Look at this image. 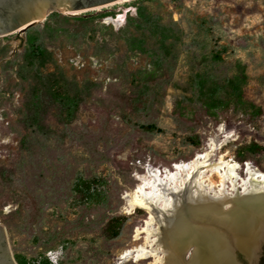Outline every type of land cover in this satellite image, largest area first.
<instances>
[{"label":"rangeland","instance_id":"obj_1","mask_svg":"<svg viewBox=\"0 0 264 264\" xmlns=\"http://www.w3.org/2000/svg\"><path fill=\"white\" fill-rule=\"evenodd\" d=\"M140 8L168 29L164 47L135 31L143 51H129L116 36ZM54 13L30 33L0 36V224L12 255L26 264H157L154 257L121 260L135 246L157 248L170 215L163 207L178 204L173 196L162 201L149 225L146 209L128 212L139 176L207 153L208 162L223 157L241 167L237 189L226 188L234 198L249 190L246 163L264 173V0H117L74 15ZM119 15V26L110 23ZM98 17L91 26L83 22ZM33 36L49 53L45 72L60 73L84 94L70 124L48 115L49 138L23 124ZM197 74L217 82L241 74L243 103L226 101L211 111L195 104ZM139 86L146 88L144 105H131ZM148 124L161 132L139 128ZM90 180L104 182L98 188L108 194L106 205L87 209L77 202L74 187ZM187 187L195 190L191 183L180 190ZM119 216L126 218L119 236L105 239L103 226ZM185 253L188 259L191 249Z\"/></svg>","mask_w":264,"mask_h":264},{"label":"bare ground","instance_id":"obj_2","mask_svg":"<svg viewBox=\"0 0 264 264\" xmlns=\"http://www.w3.org/2000/svg\"><path fill=\"white\" fill-rule=\"evenodd\" d=\"M87 10L63 13L74 15ZM122 20L121 15L109 19L115 26ZM208 156L197 153L190 161L176 162L172 170L156 173L148 170L138 177L141 184L127 195V211L146 209L149 213L147 225L152 224V212L162 201L173 196L178 197V204L163 207L170 215L161 226L157 248L144 243L125 250L121 260L140 262L154 257L160 264H235L236 249H242L249 258L255 256L264 222V173L252 170L246 163L242 170L248 179L243 185H249V190L245 189L243 198H228L226 188L237 189V172L241 167L223 157L208 162ZM185 183L193 184L195 190L192 192L188 187L185 191L180 190ZM217 190L219 195L215 193ZM225 203L232 204L230 210L224 211ZM145 231L149 235L152 233L150 229ZM140 234L137 230L136 239L141 237ZM160 247L161 251H158ZM189 249L191 254L185 259L184 254Z\"/></svg>","mask_w":264,"mask_h":264},{"label":"trees","instance_id":"obj_3","mask_svg":"<svg viewBox=\"0 0 264 264\" xmlns=\"http://www.w3.org/2000/svg\"><path fill=\"white\" fill-rule=\"evenodd\" d=\"M55 16L56 14L52 13L47 20ZM95 20L100 21L101 17L86 19L83 22L91 26ZM130 28L134 31L131 32ZM33 30L35 27H30L25 32L30 33ZM135 31L147 32L148 36L155 39L160 47H164L169 38L168 29L161 25L154 16L147 13L144 8L138 9L136 17L129 18L128 24L116 32V36L124 41L129 51H135V49L143 51L142 41L135 37ZM48 58V50L44 47L40 36L30 37L25 59L31 71L33 88L25 105L23 124L27 129H31L45 138L51 137L52 134L51 129L46 125L50 113L55 114L58 123L68 125L73 121L84 101L83 92L75 90L60 73L45 72ZM243 81L244 77L241 74L234 75L222 82L197 74L191 86L192 101L207 111L223 106L226 101L234 105H241L243 103L241 93ZM145 89L143 86H139L131 105H144L146 100ZM139 128L146 131L161 132L153 124L139 125ZM103 185V181L97 182L95 180L76 184L73 193L77 202L83 204L87 209L106 205L109 200L108 194L98 188ZM125 219L123 216L110 218L101 230L104 238L107 240L117 238ZM16 262L17 264H26L25 260L20 257L16 258ZM42 264L48 263L42 262Z\"/></svg>","mask_w":264,"mask_h":264},{"label":"water","instance_id":"obj_4","mask_svg":"<svg viewBox=\"0 0 264 264\" xmlns=\"http://www.w3.org/2000/svg\"><path fill=\"white\" fill-rule=\"evenodd\" d=\"M117 0H0V36L10 34L21 27L26 30L43 22L54 12H75L103 6ZM44 16V17H43ZM43 17L41 21L36 20ZM243 198V196H239ZM240 198V199H241ZM260 237L255 256L249 258L242 249H236L234 253L235 264H238L237 256L242 255L248 263H252L264 244V222L260 227ZM0 264H17L12 255L7 232L0 224Z\"/></svg>","mask_w":264,"mask_h":264},{"label":"flooded vegetation","instance_id":"obj_5","mask_svg":"<svg viewBox=\"0 0 264 264\" xmlns=\"http://www.w3.org/2000/svg\"><path fill=\"white\" fill-rule=\"evenodd\" d=\"M238 258V264H264V244L262 245L259 254L256 256L255 260L252 261V263H248L245 258L240 255Z\"/></svg>","mask_w":264,"mask_h":264}]
</instances>
